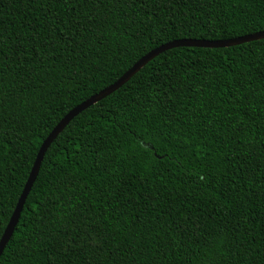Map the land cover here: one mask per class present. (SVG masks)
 <instances>
[{
	"label": "trees",
	"instance_id": "1",
	"mask_svg": "<svg viewBox=\"0 0 264 264\" xmlns=\"http://www.w3.org/2000/svg\"><path fill=\"white\" fill-rule=\"evenodd\" d=\"M257 32L264 0H0V239L72 109L164 44ZM0 264H264V39L169 50L77 116Z\"/></svg>",
	"mask_w": 264,
	"mask_h": 264
},
{
	"label": "water",
	"instance_id": "2",
	"mask_svg": "<svg viewBox=\"0 0 264 264\" xmlns=\"http://www.w3.org/2000/svg\"><path fill=\"white\" fill-rule=\"evenodd\" d=\"M264 39V32H257L254 34L229 39V40H218V41H208V40H194V39H184V40H177L173 42H169L164 44L141 58L132 68H130L124 75H122L115 83L111 84L110 86L106 87L102 91L98 92L97 94L91 96L89 99L81 103L80 105L76 106L72 109L52 130V132L48 135V137L44 140L37 158L34 162L33 168L31 170L30 176L27 180V183L24 187V190L19 198L18 204L16 209L0 239V258L7 247L8 243L10 242L15 229L19 223L21 213L23 211L26 199L37 179L39 174L43 159L46 155V152L53 144V142L59 137V135L65 130V128L82 112L86 111L90 107L96 105L97 103L101 102L105 98L109 97L120 88H122L125 84H127L135 75H137L144 67L147 66L152 60H154L159 55L172 50L174 48L179 47H195V48H228L237 45H241L244 43L262 40ZM141 146L144 149L154 150V146L151 143H146L144 141L141 142Z\"/></svg>",
	"mask_w": 264,
	"mask_h": 264
}]
</instances>
